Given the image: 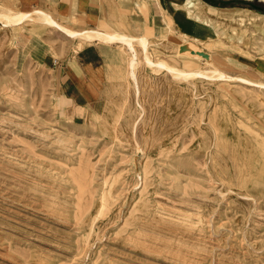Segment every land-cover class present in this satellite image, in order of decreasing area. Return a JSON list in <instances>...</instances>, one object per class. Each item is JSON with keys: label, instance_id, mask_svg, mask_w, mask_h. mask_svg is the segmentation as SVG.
Masks as SVG:
<instances>
[{"label": "rangeland", "instance_id": "obj_1", "mask_svg": "<svg viewBox=\"0 0 264 264\" xmlns=\"http://www.w3.org/2000/svg\"><path fill=\"white\" fill-rule=\"evenodd\" d=\"M202 1L189 15L217 25L209 40L177 33L163 0H102L96 24L81 0H0L146 35L153 60L206 73L158 70L136 42L133 79L126 49L98 40L96 101L76 103L69 71L94 40L35 12L0 20V264H264V86L215 75L264 82V0Z\"/></svg>", "mask_w": 264, "mask_h": 264}, {"label": "crops", "instance_id": "obj_2", "mask_svg": "<svg viewBox=\"0 0 264 264\" xmlns=\"http://www.w3.org/2000/svg\"><path fill=\"white\" fill-rule=\"evenodd\" d=\"M81 1L82 2L81 5L79 6L80 8L79 11L83 13L82 14L83 16L85 15L86 21L93 24L99 23L103 17L102 12L104 6L102 4L103 3L102 0H81ZM177 1L179 2L180 0ZM29 2L30 0H26L24 6L27 7L30 4H33L35 6L40 4V0H32L31 3ZM162 5L168 15L167 17L168 22L171 21L172 27L180 35L184 34L193 39L209 40V39H213L214 36L217 34L216 24H212V22L202 18L196 19L190 16L185 8H183L180 5H175V3L172 0H163ZM36 9H40V8H36ZM70 11L72 10L69 4L68 5L58 4L56 7V13L60 16L69 15ZM46 12L49 13L48 11ZM49 14L53 17L51 13ZM53 18L56 19L55 17ZM23 22L16 24H21ZM46 24L52 26L51 24L48 23ZM66 25L71 27L69 24ZM97 42L98 40H94V44L92 43L86 45L83 49L77 51V57L80 63L82 64L80 71L75 66H72V68H70L69 72L72 77V81L69 83L67 89H71V88L74 89V91H72L73 93H71L72 95H70L71 96L70 98L76 103L89 102V104H91L90 102L96 101L94 100L96 96L95 95L96 91L98 93V88H97L98 81L96 80V76L97 74L100 73L101 66L94 65V62H96L102 55L100 49L98 48ZM91 46L94 47V50L96 51L94 57H88L85 53V51ZM48 59H50V57ZM88 65H94V66L90 67Z\"/></svg>", "mask_w": 264, "mask_h": 264}, {"label": "bare ground", "instance_id": "obj_3", "mask_svg": "<svg viewBox=\"0 0 264 264\" xmlns=\"http://www.w3.org/2000/svg\"><path fill=\"white\" fill-rule=\"evenodd\" d=\"M180 2L185 6V9L188 12V14L192 15L190 8H195V7L197 8L198 2H203V1L202 0H180ZM206 5L207 7L213 6L208 3ZM33 12L37 13L39 18H41L44 22L57 27L66 36L70 38H75V37L80 36L86 42H90L93 40H99V41L106 42L109 44L119 43L122 47L126 49L128 53V74L133 79H136V76H137L136 68L139 62L138 51L135 46L136 42L142 47V50L144 52V60L149 66H156L158 70L165 69V70L171 71L172 74L174 73L173 74L174 76L176 75L178 77H184V78L189 77V76L193 77V76H199V75H206V73L202 69H182L175 65H171L164 60H157V61L153 60L149 54V39L146 35L135 36L133 34H128V33H124L121 31L110 32V31L103 30L99 27H95V28L93 27V28L84 29L82 31H78L76 29L69 27L66 24L60 23L59 21L54 19L49 13H47L46 11L42 9H36L33 11L20 10V11H15V12H10V13H2L0 11V20H3L6 23L16 24V23H20L26 19L31 18L33 16ZM259 16H264V14H259ZM194 18L200 19L199 15L197 14L194 15ZM215 75L217 76L218 79H223V80L236 79L239 82L247 83L249 85L264 86V82L255 81V80H252L250 78L240 76V75L233 76L222 70H216Z\"/></svg>", "mask_w": 264, "mask_h": 264}, {"label": "trees", "instance_id": "obj_4", "mask_svg": "<svg viewBox=\"0 0 264 264\" xmlns=\"http://www.w3.org/2000/svg\"><path fill=\"white\" fill-rule=\"evenodd\" d=\"M234 2H239V3H241V4H243V5H252V2H248V1H237V0H234Z\"/></svg>", "mask_w": 264, "mask_h": 264}]
</instances>
